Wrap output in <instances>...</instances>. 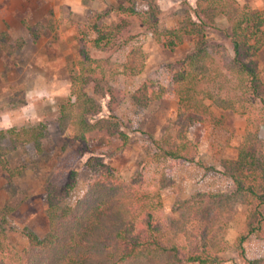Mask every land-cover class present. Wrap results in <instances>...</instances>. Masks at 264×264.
Instances as JSON below:
<instances>
[{
    "label": "trees",
    "instance_id": "trees-1",
    "mask_svg": "<svg viewBox=\"0 0 264 264\" xmlns=\"http://www.w3.org/2000/svg\"><path fill=\"white\" fill-rule=\"evenodd\" d=\"M156 3L150 1L142 12H127L120 6V22L100 26L95 21L92 27L97 31V44L126 38L129 16L169 50L180 46L186 36L199 37L195 47L178 61L170 79H162L155 72L130 96L144 109L166 98L172 87L178 97L177 115L161 137L144 143L142 167L133 178L124 179L111 170L93 177L74 206L67 202V195L77 173L70 165L56 167L46 186L50 231L40 237L26 228L29 245L20 249L8 239L5 225L1 226L0 264H220L224 260L221 253L229 248L226 234L240 203L248 205L249 210L236 245L244 264H264V256L248 257L245 247L252 236L264 240L263 142L248 136L239 145L237 157L221 159V169L217 170L231 180V190H194L189 198L177 202L179 213L173 217L165 213L162 193L166 188L177 195L182 193L175 172L184 163L204 166L189 131L198 123L225 127L226 115L214 106L248 119L257 110L262 111L259 127L264 126V64L260 60L264 8L239 0H196L179 14L174 26L166 27L159 21L161 10ZM222 20H226L224 25L219 23ZM211 27L224 33L231 50L222 43H208L206 33ZM125 40L131 49L125 61L113 69L94 62L88 54L79 62L80 68L72 76L78 100L74 104L79 111L71 127L76 138L86 141L104 137L110 143L118 134L124 144L129 142L128 132L118 121L107 116L96 118L102 105H97L90 93L91 87H100L101 76L110 81L114 74L135 78L144 72L142 33L128 35ZM22 44L20 38L0 33V51L13 53ZM114 88L109 86L108 91L113 93ZM62 111L64 115L65 109ZM136 127L139 130V125ZM44 134V124L21 130L0 129L3 170L11 176L19 175L20 168L11 167L7 155L21 139L38 142ZM111 150L108 147L102 153ZM3 221L11 223L0 211V224Z\"/></svg>",
    "mask_w": 264,
    "mask_h": 264
},
{
    "label": "rangeland",
    "instance_id": "rangeland-1",
    "mask_svg": "<svg viewBox=\"0 0 264 264\" xmlns=\"http://www.w3.org/2000/svg\"><path fill=\"white\" fill-rule=\"evenodd\" d=\"M150 1L157 2L161 10L159 21L166 27L174 26L180 19L179 14L196 2L0 0V33L8 32L23 41L21 48L13 53L0 51V129L13 127L21 130L45 125V134L38 142L21 139L7 155L11 167L20 168L19 175L11 176L0 165V211L6 213L11 222L3 221L0 227L5 225L8 239L18 248L29 245L24 233L26 228L34 230L40 237H45L51 229L46 186L56 167L70 165L77 173V179L67 195V202L74 206L86 193L88 182L93 177L111 170L124 179L133 178L137 169L142 167L144 143L151 141L152 137H161L169 121L177 115L178 97L172 87L166 98L153 101L144 109L134 104L130 96L155 72L162 79H170L178 61L195 47L199 37L186 36L180 46L169 50L153 38L150 30L140 26L135 17L129 16L130 26L126 28V35L142 33L146 55L144 72L135 78L114 74L110 81L101 76L99 88L90 86L96 104L102 105L96 118L107 116L118 121L128 132L129 142L124 144L118 134L112 137L110 143L104 137L84 141L76 138L71 130L74 125L72 120L79 112L74 104L78 102L77 94L72 88V76L79 70V62L88 54L94 62L98 60L113 69L125 61L131 49L125 40L127 36L97 44L95 39L98 35L92 27L93 23L96 21L100 26L118 23L121 21L118 7L124 6L127 12H142L146 11ZM239 1L249 2L257 9L264 8V0ZM99 14L103 16L98 18ZM225 22L222 20L219 23L224 25ZM206 35L209 44L222 43L232 49L229 39L217 29L209 28ZM260 60L263 65L264 48L260 52ZM109 86L115 87L113 93L108 91ZM62 108L65 109L64 115ZM214 108L226 115L225 127L198 123L189 131L204 166L184 163L176 170L175 178L182 184L183 191L180 195L169 188L162 191L168 217L179 213L177 202L189 198L194 190H231V180L217 170L226 155V147L233 146L237 141L238 148L248 136L257 143H264V126L259 127L262 111L257 110L249 119L246 117L243 131L236 128L237 113ZM8 143L10 145L11 142ZM108 147L112 150L108 154L102 153ZM248 210V205L238 204L236 217L230 223L225 238L229 248L221 253L224 260L220 264H244L236 237L244 226ZM245 247L248 257L264 256V240L252 236Z\"/></svg>",
    "mask_w": 264,
    "mask_h": 264
},
{
    "label": "crops",
    "instance_id": "crops-1",
    "mask_svg": "<svg viewBox=\"0 0 264 264\" xmlns=\"http://www.w3.org/2000/svg\"><path fill=\"white\" fill-rule=\"evenodd\" d=\"M236 119L238 121V124L236 125V128L238 130L243 129V131H244L245 128H246V116H241L239 114H236ZM242 120H244L243 121L244 124H243ZM233 128L235 129V127H233ZM238 144H239V142L237 143V141H236L235 143H233V146L230 145V146L226 147L225 148L226 149V151H225V153H226L225 157L234 158L237 155V150H238L237 146H238Z\"/></svg>",
    "mask_w": 264,
    "mask_h": 264
}]
</instances>
